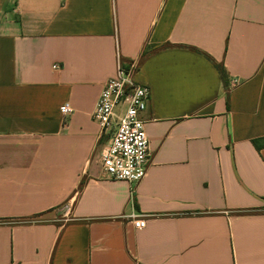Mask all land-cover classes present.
<instances>
[{
  "label": "crops",
  "instance_id": "1",
  "mask_svg": "<svg viewBox=\"0 0 264 264\" xmlns=\"http://www.w3.org/2000/svg\"><path fill=\"white\" fill-rule=\"evenodd\" d=\"M130 65L137 184L92 117ZM0 264H264V0H0Z\"/></svg>",
  "mask_w": 264,
  "mask_h": 264
},
{
  "label": "built area",
  "instance_id": "2",
  "mask_svg": "<svg viewBox=\"0 0 264 264\" xmlns=\"http://www.w3.org/2000/svg\"><path fill=\"white\" fill-rule=\"evenodd\" d=\"M149 99L150 88L137 82L134 65L119 66L116 77L106 82L92 113L101 130L112 135L102 155L104 178L137 184L147 174L149 140L146 122L140 115L146 110ZM60 111L69 116L73 108L66 103ZM133 217L136 229L146 226L145 219Z\"/></svg>",
  "mask_w": 264,
  "mask_h": 264
},
{
  "label": "trees",
  "instance_id": "3",
  "mask_svg": "<svg viewBox=\"0 0 264 264\" xmlns=\"http://www.w3.org/2000/svg\"><path fill=\"white\" fill-rule=\"evenodd\" d=\"M215 67H216V69L218 70V72H219V74L221 75V77H222V79L224 80V81H226L227 80V72H226V70L224 69V67L222 66V65H219V64H215ZM254 144H255V146H259V143L255 140L254 141Z\"/></svg>",
  "mask_w": 264,
  "mask_h": 264
}]
</instances>
